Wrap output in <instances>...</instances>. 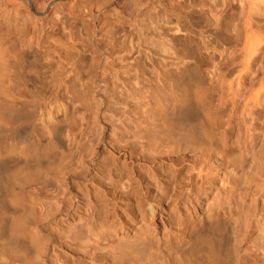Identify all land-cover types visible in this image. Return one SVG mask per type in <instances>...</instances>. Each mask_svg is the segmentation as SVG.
<instances>
[{
    "label": "bare ground",
    "instance_id": "bare-ground-1",
    "mask_svg": "<svg viewBox=\"0 0 264 264\" xmlns=\"http://www.w3.org/2000/svg\"><path fill=\"white\" fill-rule=\"evenodd\" d=\"M10 1L13 6L26 8L32 2ZM46 9L35 14H43ZM3 30L0 26V73L11 70L24 76L26 50L20 47L18 34L13 29ZM12 38L16 42L10 41ZM218 45L221 47H218L216 115L212 94L206 92L199 80L192 83L184 72L175 85L168 82L163 89L156 87L150 96L153 98L152 113L150 110L148 117H153L150 127L167 140L188 136L194 143L202 141L204 145L201 143L203 147L198 152L189 147L186 137L188 148L194 154L190 158L171 155V158H157L145 169L135 165L122 168L121 172L111 169L100 182L87 179L89 185L74 186L67 191L64 190L67 180L59 179L62 192L56 194L54 207L41 218L38 214L40 189L34 187L53 178L50 171L66 151L55 134L58 120H48L52 134L44 131L34 118L37 98H30L27 91L9 93L6 92L9 89L0 87V264H240L242 260V264H247L244 256L231 250L224 233L218 231L220 227L226 230L220 225L223 219L218 209L200 216L197 214L200 208L187 212V205L208 192L218 178V158L223 161L228 156L223 140L208 126L212 114L215 115L213 126L223 136L233 127L244 126L245 140L249 142L255 127V113L264 109V75H259L264 64V0H218ZM109 63L108 55L101 54L98 67L106 69ZM77 71L73 63L65 67L60 86L69 89L71 85L70 93L84 103L87 85L78 82L79 78L72 80ZM140 92L138 95L143 98L149 96L145 94L147 91L144 96ZM199 112L202 117L195 131L184 120L187 121L189 114ZM175 115L181 119L183 115L185 119L179 120ZM174 116L177 124L172 122ZM237 117L241 122H237ZM138 124L142 125L141 120ZM120 141L115 140L110 149L121 148L120 143L124 141ZM184 148L189 150L181 142L175 146L177 151ZM87 153L92 156V152L87 150ZM165 162L172 166V176L166 171L169 167L165 170ZM183 166L188 167L182 174ZM181 203L187 204L186 208L180 209ZM163 215H170L172 221L168 218L157 222ZM260 260L264 261V250Z\"/></svg>",
    "mask_w": 264,
    "mask_h": 264
},
{
    "label": "rangeland",
    "instance_id": "rangeland-1",
    "mask_svg": "<svg viewBox=\"0 0 264 264\" xmlns=\"http://www.w3.org/2000/svg\"><path fill=\"white\" fill-rule=\"evenodd\" d=\"M44 7L47 9L43 14H35ZM0 26L5 32L13 29L20 47L26 50L24 76L11 70L0 73V87L9 89L6 91L9 93L27 91L30 98L36 97L33 111L36 122L52 134L48 120H58L55 134L66 147L64 158L50 171L53 178L34 187L40 189L39 218L54 207L56 194L62 192L59 179L67 180L65 191L73 190L74 186L89 185L87 179L100 182L111 169L121 172L133 165L145 169L157 158L181 154L190 158L193 151L196 153L203 147L202 141H195L197 145L188 136L175 138L174 145L172 142L176 140L157 134L150 127L153 117L148 118L152 113L150 96L156 87L163 89L168 82L175 85L184 72L192 83L199 80L206 92L212 94L215 113L218 47L224 46L222 42L218 45V0H32L29 8L0 0ZM179 36L181 41L176 38ZM13 39L10 41L16 42ZM101 54L110 59L106 69L98 67ZM71 63L78 70L72 73V80L79 78L78 82L87 85L84 103L70 93L71 85L69 89L60 86L62 72ZM1 82H6L8 87ZM257 86L258 83L254 87ZM139 92L149 96H144L145 100ZM214 113L208 126L223 140L228 156L223 161L218 158L221 168L218 166V178L197 202L186 204L187 212L198 207L197 214L203 216L218 209L223 219L220 225L226 228L220 227L218 231L224 233L231 250L244 256L247 264H264L260 260L264 250V109L255 113L249 142L245 140L244 126L233 127L230 134L223 136L213 126ZM198 114L201 113L189 114L187 121L183 115L182 119L175 116L196 131L202 117ZM139 120L142 125L138 124ZM237 122H241L240 117ZM198 136L200 139L199 133ZM118 139L124 141H120L121 148L111 150L110 146ZM180 142L197 149L177 151L175 146ZM124 144L127 145L123 147ZM165 163V170L169 167L166 171L172 176V166ZM187 167L183 166L180 172L183 174ZM94 190H98L97 186ZM183 204L180 209L186 208ZM168 218L172 221L170 215H163L157 222Z\"/></svg>",
    "mask_w": 264,
    "mask_h": 264
}]
</instances>
